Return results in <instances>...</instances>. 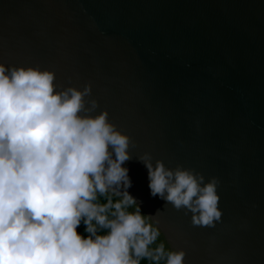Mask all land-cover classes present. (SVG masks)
I'll return each instance as SVG.
<instances>
[{
  "label": "water",
  "instance_id": "1",
  "mask_svg": "<svg viewBox=\"0 0 264 264\" xmlns=\"http://www.w3.org/2000/svg\"><path fill=\"white\" fill-rule=\"evenodd\" d=\"M0 66L106 114L128 139L119 191L182 264H264V0H0ZM158 161L216 178L220 219L152 197Z\"/></svg>",
  "mask_w": 264,
  "mask_h": 264
},
{
  "label": "clouds",
  "instance_id": "2",
  "mask_svg": "<svg viewBox=\"0 0 264 264\" xmlns=\"http://www.w3.org/2000/svg\"><path fill=\"white\" fill-rule=\"evenodd\" d=\"M5 71L0 66V264L158 262L164 245L149 248L158 231L139 208L126 210L135 200L119 191L130 187L121 167L129 159L127 137L106 123V114L79 117L82 94H53L51 73ZM144 166L152 197L199 212L194 225L220 219L216 178L201 187L203 177L188 170H166L159 161L155 169ZM110 193L121 198L113 202ZM81 223L87 237L77 233ZM98 229L107 231L97 235ZM183 256L168 253L166 264H182Z\"/></svg>",
  "mask_w": 264,
  "mask_h": 264
},
{
  "label": "trees",
  "instance_id": "3",
  "mask_svg": "<svg viewBox=\"0 0 264 264\" xmlns=\"http://www.w3.org/2000/svg\"><path fill=\"white\" fill-rule=\"evenodd\" d=\"M111 195V193L109 194ZM111 199L113 200V202H115L116 200H119L116 196L114 195H111ZM97 203H106V197L104 196H98V200L96 201ZM128 212H133L135 211L133 209V207H128L126 209ZM141 214V213H140ZM109 218H113L112 216H109ZM146 224H148V222L146 221ZM149 225V224H148ZM152 227V226H151ZM153 228V227H152ZM106 229H98L97 230V235H100V234H103V233H106ZM77 233L84 236V237H87L88 233L85 232V225L83 223L80 224V226L77 228ZM160 244H163L164 245V242L162 241V239L160 238V236L158 235L157 236V239L156 241L149 245V248L150 249H155L156 247H158ZM168 250L167 248L165 247L164 245V254L163 256L161 257V259L158 261V262H153L151 260H148V261H145V260H141L140 264H166V261H167V255H168Z\"/></svg>",
  "mask_w": 264,
  "mask_h": 264
}]
</instances>
